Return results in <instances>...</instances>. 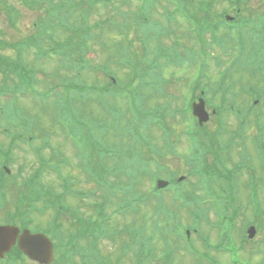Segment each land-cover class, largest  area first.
I'll return each mask as SVG.
<instances>
[{
	"label": "rangeland",
	"instance_id": "rangeland-1",
	"mask_svg": "<svg viewBox=\"0 0 264 264\" xmlns=\"http://www.w3.org/2000/svg\"><path fill=\"white\" fill-rule=\"evenodd\" d=\"M3 1L5 2V4L8 3L6 4V6L13 13L20 11L16 17L14 28L9 29L6 27V31H8L9 35H11L12 38H15V35H18L21 38V34H26L27 32H29L28 27L33 28L32 24L34 22H37L38 17L43 16V12L37 13V11L31 8H29L28 10L20 9L19 0ZM137 5V2H131L130 6L126 8L125 11L134 12ZM164 5H166L165 0L164 4L163 1H161L160 4L156 3L150 12V21L161 27L162 32L165 31V29L166 31L161 34L158 39L150 40L151 42H149L148 45L149 51H154L158 45L162 47L163 52H169L173 48L181 53H185L189 50H195V48L193 49L192 47L193 42L187 37L188 31L185 25L188 24L182 22L177 14L175 15V20H173L172 24L169 25V29H167L168 25H166V18L163 16ZM251 5L254 8H251L250 10H256L257 16L260 13H263L264 0H255ZM226 9L227 4L222 2H220L219 5L215 7V11L217 14ZM112 13L114 14L115 11H113ZM215 19L218 18L216 17ZM6 25H8L7 22H5V26ZM105 30L106 29L102 31L101 36L103 35V32ZM129 34H131V41L134 45H136L133 48V51L137 52L138 56H141V53H139L138 49L139 45L137 44V42H135L134 31L132 30ZM230 36L231 39L225 41L223 47L227 52L230 53L231 59L239 57L243 44L249 40L250 48L249 50H247V53L250 60L252 41H254V39L249 37L245 31L239 34L233 32L230 34ZM117 38L118 37L115 32L104 33L101 46H97L98 50L102 52V57H99V53L92 55L93 52L87 55L88 60L96 61L92 62V65L101 66L110 58L112 59V56L117 52L116 44L123 39L122 38L115 42V39ZM204 40L206 42H209L210 36L208 34H205ZM260 41L261 38L258 37L257 62L263 65L264 54L262 48H260L259 45ZM222 50L223 49L214 47V49L210 50L207 55L205 54V56H201V59H203L204 62L209 66H207L205 70V76L203 78H198L197 76V70L195 68V66H199L197 62L194 63L193 67L187 64L184 66L164 65L165 62L163 63V61L161 60L158 62V64L161 66V68L158 70V73L165 83L162 89L158 92H151L150 90L140 91L146 101L144 102V106H141L139 102L135 103L137 107L144 110L153 109L156 106H162L164 108L166 114L164 123L166 125V128L169 130H173V133L169 134V141H165L162 139L164 132L162 131L161 127H164V125H161L160 128H158L157 125L151 126L150 129L146 132L145 128L151 121L149 112L146 110L148 112V115L143 118V113L140 111L132 110L130 100L126 96L120 95L118 93H108V95L105 97L108 107L104 104L105 108L102 109H100L99 104L97 105L96 102L92 99H90L87 104L82 106L74 103L75 111L72 110L71 104H69L70 118H72L74 114L78 113L79 119H84V121L88 122V125L90 127L96 126L94 124V121H96L98 124L106 122L101 126V130L96 132V136L99 140H101V142L105 144L107 149L112 148L113 150V146H115L116 149H127L130 153L133 154V157L139 160L140 155H142V157L146 161L151 159V155L149 154V150L147 149L148 143L149 147L159 149L162 152L163 160L160 162V164L161 166H163V168L157 170L154 167L153 163H147L148 170L145 169L146 174L144 176L137 175L136 166L139 163L134 160V174H136L134 178L135 180L131 182L129 180L127 181L121 178L119 181H122V183H119L121 187L127 186L132 188L133 197H131L132 195L129 196V194L125 192H117L115 194H118L119 196H123L125 198L129 197L128 199H126L128 201L129 199H133V204H136L135 206L137 207L136 212L133 214H125V216L121 217L120 212H116L113 210L114 207L107 208V210L105 209L107 214L106 216H109L110 225L121 227L134 222L135 228L143 229V231L141 232L142 234L140 235V239L144 241H150L147 245L146 251L148 254L149 250L151 249V260H147L142 264H166V261L162 259L163 249L165 248V243L162 241V239L165 238V233L159 231L160 229L158 225L162 226L165 221L164 212H166L167 210L170 212V209L171 211H173L174 207H178V202H174V204L172 202V197L175 195V191H177V186L171 188L168 187L166 190L159 191L155 187V180L162 179L175 182L181 176L187 178V180L185 179L186 182L183 183V187L185 189H188V192H192V186H195L197 183H199V187L202 186L205 189H208V187L212 185L216 193H220L224 190L225 194L227 195L226 197L215 196L213 193H210V197L213 202L223 201L229 196L234 195L232 197L237 200L236 206L231 208L228 206L229 208L227 209V214L233 213L232 210H234L237 211V217L234 221L232 220L233 222L228 223L229 225L226 223L225 225H223L222 220L224 222V217L223 219H218L213 214L214 212L210 211L211 213L208 214L209 223H202L199 229L197 227L199 224L195 223L194 227L197 228L198 234L189 232V236L187 237L185 236L186 229L183 228L185 226L192 225V220L188 215V210L187 208H183L181 210H177V208L174 209L177 215V222L179 232L181 233V238H178V236L175 235H167V243H169L171 246L175 245L176 243H180V249L174 253V262H168H170L171 264H208L207 262H213L212 260L215 259L219 262L217 264H264V177L260 181L261 185L257 186L258 193L254 186L253 189L249 186V181L253 180L252 178L249 179L248 183L242 182L243 180H241L242 189L239 188V182L237 183L239 184V186L237 184L236 188L235 186H233L232 191L223 189L220 185L219 180H211V177L214 174L213 171H218L219 174L227 178V181L235 182L240 170L234 165L241 163V165L243 166L244 164L242 163V160L244 159V162H246L249 158L253 166L254 173H257V178L264 176V172H262L264 168V155L262 154V152L264 149L260 147L261 145H264V143L261 142L260 139L257 140L259 135L258 129H260L258 125L262 126L264 124V111H262L264 110V75L261 74V72H264V66H262L261 69H257L259 70L257 71V77L254 78H251L249 73L240 67L231 74L233 75V77H231L230 75V81L235 84L233 86L236 89L241 83L243 85L244 91L253 90V93H251V95L249 94V96L246 94L240 96L238 94V91L235 90L232 93L233 95L231 94L232 98L234 95L236 96L235 105L242 109H248L252 107L253 101L257 99V103L254 105V108L257 109V112L258 110L261 112L257 116L258 119L255 118L253 114L248 116V119L242 128V133L244 135L241 133L230 134L225 144H222L220 146L214 144V138L218 140H220L221 138V128L226 129L227 131L229 129L233 130L239 125V119L230 114H223V118L221 119L220 117H213L209 121V123L204 125L203 131L208 136H205L204 148L196 152V160L198 158L200 160H203L205 162L203 164H205L206 166L207 164H210V166L215 170L211 169L206 172V170L203 169L201 170L198 177H196L192 173L190 175L192 169H195L193 168V163L188 162L191 154L189 151V141L186 133L190 130V126L187 121L185 122L183 120L184 116L181 113H178L174 117L172 116L174 110H181L183 108L187 110L186 108L189 98V89L190 85L194 81L198 80L199 88H206L207 94L209 96L213 94L212 90L210 89L213 88L214 85H216V82L218 81L217 79H219L221 74L223 73L225 68L224 66H222L223 63L226 62V66L228 61L223 58ZM1 51L3 52L4 56H10V52L6 49ZM184 55L186 56V54ZM197 57L199 56L197 55ZM214 57L218 60L217 62L222 63L220 66L221 68H217L216 65L212 64L213 59L211 58ZM150 58V55L146 56V62L148 60L150 61ZM112 60V62H108V66L111 72L117 78L118 84L116 86L123 88L126 83L136 85L137 81L130 77V71L119 66L117 67V65L114 64V59ZM23 63L26 65L33 64L34 68L36 70L44 72L45 76L48 79L45 81V78L43 76H36L34 87L37 92L43 93L46 92L50 86H53L55 84L61 85V81L58 80L63 76V72L56 69V65L53 61L36 60L34 58V51L31 49L29 51L23 52ZM138 64H141V61H139ZM201 66H204V63L201 62ZM185 67H187L188 69H186ZM65 74H68V79H72V81L76 84L82 82L84 84H96L101 87L105 84V82L107 83L109 81L105 79L100 72L95 70H89L88 72L82 73L80 77H77L70 71L69 73ZM11 76L13 75L8 74V77ZM112 87L113 85L111 87H108L109 92L112 90ZM197 93L199 94V89L197 90ZM77 95L79 94L77 93ZM253 96H256L258 98H254ZM25 97L26 98H22L21 103L19 101L22 107L21 109L23 111V114H25L27 117L29 116V118L37 117V131L42 130L45 132L46 130L50 135L49 140L51 141V148H54L53 150L49 151L44 150L42 152V157L47 159V157L54 154L56 158L59 159L63 156V160L66 165L68 163L65 157L68 158L70 166L62 168L63 176L61 179L66 184V189H69L73 192L66 194L65 196H60L63 199L62 204L59 205L55 204L46 207L45 203L48 202L50 198L37 202L39 210L36 211L32 207L26 209L23 212V220L31 221L30 229L34 231L52 228L53 225H51V222L56 218V221L60 226L59 231H54L53 229H51L50 233L55 239L56 243L57 239L60 238L66 241L64 244V249L66 257L69 259V264H73V262L74 264H79L82 253H88V257L92 259H101L102 257H105L107 258L105 260V264H108V262H110V264H116L115 261L117 258H120L118 264H136L133 258L135 248H132L131 250L129 249L127 252L125 251L123 254H121L123 244L125 243V240H128V238L124 236V234H110L108 239H101L98 242L96 248H93V246L90 244L91 239L95 236H98L96 233V228L98 226H103L96 218L95 206L96 202L99 200V193L103 192L104 189H102L100 185H95L93 183V176L84 173L81 169V166L74 158L75 155L79 162L81 160L80 157H78V153L82 147V140L79 135V129L77 128V125L74 123L72 125V127L77 131L76 133H68L69 141L71 142L70 143L67 139H64V136L60 133V130L57 127H53L51 125L53 120V113L47 110V112H38L33 107V105L30 104L32 103V100L27 96ZM209 99L211 100V98ZM81 100L84 102L86 100V96L83 95L81 97ZM209 102L212 106H214V108H216L221 104L222 99L218 98ZM2 104L3 103H0V106H2ZM226 106L227 104L226 102H224L220 107L222 109ZM110 108L115 109L113 111V114L109 112ZM80 112H83L84 114H81ZM51 114L52 118H50ZM113 115L115 116V118L113 117ZM2 118V114H0V129H2L3 126H6L4 123L5 121H3ZM254 128L255 130H252ZM105 129H108L110 131H105ZM128 132L132 133L133 137L137 139V142L131 141ZM251 132L253 133V135H250ZM245 133L251 136V139L255 138V140H257V145L255 144V141H253L252 147H247L248 159L244 157L242 149L236 148V146L240 148V146L248 139V136L245 135ZM3 138L4 136L0 135V142H3ZM230 140H234L236 142L233 150V157L231 155L232 148L229 147L232 145H228ZM262 141H264L263 138ZM245 143L248 144V141H246ZM41 144L42 142L38 140L35 143V145L39 146ZM140 144L142 145V147ZM131 146H134V148H130ZM170 147H173L172 150L174 152V156H171V153L169 151ZM73 148L74 151L72 152ZM62 152L64 154H62ZM235 152L238 153L237 156H234ZM55 156H53V158H55ZM13 158L15 159L13 162L15 163V165H21V167H23L21 177L18 179L19 183L30 174V169L33 167L35 168L36 164L34 163L28 145L26 146L22 144V147L19 150H13L12 159ZM117 160L118 154L117 158L112 154H108L104 156V158L102 159V163L106 167L112 168L116 165ZM152 160L156 163L155 159L152 158ZM99 166L102 170V165ZM10 170H12V174H17V172H14L16 168L11 167ZM148 172H150V175H147ZM42 185L45 187L49 186V188L53 190V192L58 193V195L61 194L60 185L58 184L54 176L50 181L44 180ZM258 187L260 189H258ZM10 190L16 191L17 189L10 188ZM198 193H201V191L199 190ZM256 193L257 210L254 208L253 211L251 197L254 196L253 194L256 195ZM12 197H15V195H11L8 197L10 203H8L9 206H7V209L12 207ZM118 200L119 199L113 200L111 204H116ZM200 206L201 208L206 209V203L204 199H201ZM198 207L199 206H197L196 208ZM63 208L66 212L60 213L62 212ZM20 209H24L23 206H21ZM13 211L14 208H11L10 210L6 211V213ZM25 213H27V215H24ZM195 213L199 214L198 211H195ZM201 213L203 214L204 211H202ZM3 214H5V212H0V222H2L1 217ZM219 214H223V211H219ZM79 225L86 226V228L91 227L90 230L92 232V235H90L89 231L79 232ZM249 226H255L257 228L252 241H247V228ZM227 228L229 229V234L231 235V245L233 246H230L229 248H223V246H229L228 240L225 238H221V236L225 234L226 230H228ZM200 236H203L205 239L201 240ZM109 239L111 241H109ZM242 241L245 242V245L246 243L248 244V247L246 249H243V245H241ZM190 243L194 244L193 250L196 253L195 258L189 256L188 253L184 250V245ZM82 248L85 249L81 250ZM203 248L206 249L203 250ZM212 252L214 253L212 254ZM58 254V252L55 253L54 257H56V259L58 258Z\"/></svg>",
	"mask_w": 264,
	"mask_h": 264
},
{
	"label": "trees",
	"instance_id": "trees-1",
	"mask_svg": "<svg viewBox=\"0 0 264 264\" xmlns=\"http://www.w3.org/2000/svg\"><path fill=\"white\" fill-rule=\"evenodd\" d=\"M25 6L31 5L37 10L43 12V16L37 18V22L33 25L32 30L36 31V35L28 36L24 40V46L32 47L37 50L38 55L46 56L47 52L44 50V45L42 42L47 41L52 44L53 47L51 51L59 50L62 52L65 59L71 64L80 67L83 62L86 65L89 64L87 55L91 52L93 54H102L98 50L97 46H101L103 42L104 33L115 32L117 34V39L115 42L124 37L128 36V32L132 27L141 26L142 21L140 19H145L149 16V11L156 3H161L164 0H21ZM132 1L138 3L137 9L134 12L125 11L129 7ZM171 2V0H169ZM8 4V3H6ZM5 4V5H6ZM10 8V7H9ZM10 9L6 6V15L10 16ZM115 11L113 14L112 12ZM17 13H14L8 21L12 24L16 23ZM7 21V22H8ZM139 21L137 24L136 22ZM8 22V23H10ZM134 25V26H133ZM8 26V25H7ZM103 35L101 36L102 31ZM116 44L117 52L112 56L114 62L124 64L126 66L130 65L131 57L129 53V42L128 45L124 39ZM44 44V43H43ZM94 50V51H93ZM172 60L177 59L176 53H172ZM111 58L107 62H112ZM139 70V69H138ZM138 72H130V77L138 79ZM142 75V73H140ZM225 75V74H223ZM127 84V83H126ZM144 87V86H143ZM99 164V162H93ZM77 165V164H76ZM82 166V163H79ZM85 173L90 171V164L88 161L84 164ZM91 171H94L92 169ZM95 172V171H94ZM89 175H92L89 173ZM102 178L100 184L101 188L104 189L100 193L102 203L100 209L102 212L110 208L112 200L117 197L114 190L117 184H113L112 181L107 179V174L105 170L102 169L101 175L97 176V179ZM119 187V186H118ZM213 187V186H211ZM214 188V187H213ZM99 195V196H100ZM126 201L123 197L121 204ZM119 202V201H118ZM117 205V204H115ZM126 209V208H125ZM116 210V209H115ZM134 211L127 212L134 213ZM168 216H173V214H167ZM109 221V220H108ZM107 221V222H108ZM107 234H113L120 231L119 229H106ZM121 232H124L121 231ZM120 234V233H119ZM129 240H125V247H129ZM167 244V243H165Z\"/></svg>",
	"mask_w": 264,
	"mask_h": 264
},
{
	"label": "flooded vegetation",
	"instance_id": "flooded-vegetation-1",
	"mask_svg": "<svg viewBox=\"0 0 264 264\" xmlns=\"http://www.w3.org/2000/svg\"><path fill=\"white\" fill-rule=\"evenodd\" d=\"M255 0H231L233 3V6L235 7V10L232 9V16H226V22L227 24V29L226 27L222 24L225 30H227V37L231 38L230 34L235 32L237 34L245 31L249 37L253 38L254 41H252V47L254 50L256 49L257 52V38H264V10L263 13H260L257 16V11H251V8H254L251 4ZM193 3H218L216 0H196V2L192 1ZM210 10V9H209ZM5 22H6V17H5V2L3 0H0V85L3 83L1 86H5L7 84H10L9 81H7L8 74L15 75L11 72H9L10 68H14V63L7 62L3 52L1 50H4V48L1 47V43H4L2 41V36L5 35ZM230 27V28H229ZM3 28V30H2ZM229 28V29H228ZM249 40L243 44V50L241 52V56H246L248 55L247 50H249ZM255 52V51H254ZM8 56L10 59L12 58V53L9 54ZM250 63L249 57H248V64ZM257 65V63H255ZM12 77V76H11ZM5 89H2L1 92H4ZM0 103H3L2 106H0L2 112V119L5 121L6 125V107L7 105L5 104L4 101H0ZM0 135L4 136L3 142H0V212L4 213L1 217L2 222H0V225H6L7 221V206H9L8 203L10 201L8 200V197L11 195L16 194V192L11 191L10 185L7 184L10 182L7 178L6 174V165H7V160L9 159L10 156H12V152L19 150L22 147V144L20 143L21 139V128L16 127V126H10L6 127L3 126L2 129H0ZM31 130L37 131L36 128H31ZM47 131L45 130V135H47ZM50 135L48 134V137ZM47 148L51 146V141L48 139L47 140ZM8 152V154H7ZM9 156V157H8ZM21 193V192H20ZM11 199H15L14 203L17 202V198L12 197ZM229 206V205H228ZM227 206V207H228ZM229 207H234L233 203ZM228 207V208H229ZM227 208V209H228ZM24 228H21L23 230ZM31 230L30 228H27ZM32 231V230H31ZM0 264H38L35 261H32L29 259L23 252L19 249L18 245L16 244L11 248V250L3 254L0 257ZM46 264H55L54 263V257L53 260L49 263ZM65 264H67V261H65Z\"/></svg>",
	"mask_w": 264,
	"mask_h": 264
},
{
	"label": "water",
	"instance_id": "water-1",
	"mask_svg": "<svg viewBox=\"0 0 264 264\" xmlns=\"http://www.w3.org/2000/svg\"><path fill=\"white\" fill-rule=\"evenodd\" d=\"M193 113L198 118L199 123L207 121V115L203 109V103L200 101L198 105L193 106ZM166 182L159 181L157 183L158 188H164L166 186ZM18 231L16 228L12 227H0V256L7 252L10 247L14 244ZM23 237L29 239V243L22 248L20 244V248L27 254L30 258L36 259L38 261H46L48 257H51V245L48 240L43 235H29V233H24ZM41 249H45L47 251V255H43L44 252H41ZM45 257V258H44ZM49 260V258L47 259Z\"/></svg>",
	"mask_w": 264,
	"mask_h": 264
}]
</instances>
